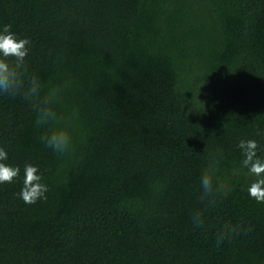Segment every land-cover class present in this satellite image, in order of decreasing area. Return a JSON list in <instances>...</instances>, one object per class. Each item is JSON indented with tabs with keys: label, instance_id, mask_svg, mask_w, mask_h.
I'll return each instance as SVG.
<instances>
[{
	"label": "trees",
	"instance_id": "obj_1",
	"mask_svg": "<svg viewBox=\"0 0 264 264\" xmlns=\"http://www.w3.org/2000/svg\"><path fill=\"white\" fill-rule=\"evenodd\" d=\"M5 23L31 40L30 70L72 80L80 122L58 156L0 97L9 163L48 185L34 204L22 171L0 185V264H264V202L231 174L239 139L264 147V0H0ZM204 170L230 189L211 206Z\"/></svg>",
	"mask_w": 264,
	"mask_h": 264
},
{
	"label": "clouds",
	"instance_id": "obj_2",
	"mask_svg": "<svg viewBox=\"0 0 264 264\" xmlns=\"http://www.w3.org/2000/svg\"><path fill=\"white\" fill-rule=\"evenodd\" d=\"M31 40L19 36L12 30V25L0 24V97H19L29 107L33 116V127L37 130V139L45 149L58 156L70 155L74 149V136L79 127L80 109L75 103H68L67 95L72 89L70 78H60L45 82L39 74L30 70L28 56ZM264 134V133H258ZM241 159L239 167L231 170L232 175H245L249 178L246 191L250 198L264 202V147L257 139L241 138L236 144ZM212 154L213 162L218 160ZM22 186L17 193L25 204H34L46 198L48 185L43 182L39 167L25 163L23 169L17 164L9 163V153L0 146V185L13 183L21 177ZM199 198L207 200L209 205L215 203L218 192H227L226 188L213 174L204 170L199 177ZM193 225H202L199 211L192 217ZM230 231L225 226L224 232ZM223 239L218 235L217 243Z\"/></svg>",
	"mask_w": 264,
	"mask_h": 264
}]
</instances>
